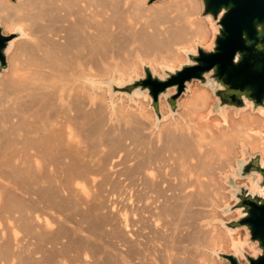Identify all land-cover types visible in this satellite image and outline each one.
I'll return each instance as SVG.
<instances>
[{"label": "bare ground", "instance_id": "obj_1", "mask_svg": "<svg viewBox=\"0 0 264 264\" xmlns=\"http://www.w3.org/2000/svg\"><path fill=\"white\" fill-rule=\"evenodd\" d=\"M147 1L0 0V22L24 37L0 81V264H215L237 248L206 208L242 147L264 160V113L215 133L204 91L153 137L121 98L104 103L105 79L137 60L171 67L209 34L192 18L200 0Z\"/></svg>", "mask_w": 264, "mask_h": 264}, {"label": "water", "instance_id": "obj_2", "mask_svg": "<svg viewBox=\"0 0 264 264\" xmlns=\"http://www.w3.org/2000/svg\"><path fill=\"white\" fill-rule=\"evenodd\" d=\"M156 0H150L149 4ZM199 18L209 17L211 38L207 45L184 50L185 62L177 68L159 66L160 73L150 64L139 62L142 75L127 82L113 78L103 81L109 99L116 94L128 98L146 96L160 121L162 98L171 115L177 114L178 101L193 82L208 89L213 103L207 116L219 118L226 113L248 109L252 114L264 113V0H200ZM22 35L18 30L3 34L0 27V70L6 69L7 54ZM230 172L223 175L233 199L236 219L225 224V231L243 229L245 245L253 252L247 255L241 244L231 248L233 253L213 252L228 264H264V160L259 153L250 154L242 147ZM236 181H244L240 185ZM251 182L255 184L253 188ZM224 214L227 212L224 211Z\"/></svg>", "mask_w": 264, "mask_h": 264}, {"label": "rangeland", "instance_id": "obj_3", "mask_svg": "<svg viewBox=\"0 0 264 264\" xmlns=\"http://www.w3.org/2000/svg\"><path fill=\"white\" fill-rule=\"evenodd\" d=\"M14 1V0H13ZM149 1H147V6H159V5H163L164 3H167L170 0H156L153 1L152 3L149 4ZM201 9L199 11H193L194 15L192 16L193 19H200L199 18V13H200ZM168 13V9H164L161 11L160 14L157 13H151L149 14V16L145 19V21L147 23H151L154 24L157 21L160 23H164L165 19L164 17L167 16ZM174 14H170V17L173 16ZM207 22L208 25V30H209V34L206 38L205 41L200 42V40L197 39L196 45L198 44L199 46H205L207 45V43L209 42L210 38H211V30L209 29V17H205L202 18ZM0 27L2 28V32L3 34H10V31H7L3 25L2 22H0ZM24 40V37L22 35H20V37H18V39L13 43V45H15L18 41ZM195 44L191 47H186L185 50H194L195 49ZM180 55L182 58L176 60L172 65L171 68H177L179 65L183 64L185 62V55L183 54V51L180 52ZM139 62H141V60H137V67L134 68V70L128 75L126 76V78H122L119 79L117 81H121V82H127L130 79H134L138 76L142 75V71H141V67ZM145 63H147L146 61H143ZM155 71H157L158 73H160L159 70V66H155ZM8 74V58H7V66L6 69L4 70H0V81L1 79L4 78V75ZM108 80V79H105ZM102 89H104L106 91V95L104 96V103L105 105H112L114 100L119 97L122 99V103L126 106L127 110L131 111V112H135L136 114H138L139 119L142 123H144V126H148L149 124L151 125L149 128H144L143 127V131L142 133L146 135V133L148 135L146 136H150V132H153V137H156V134L159 132L160 129L165 130L166 128H171L174 126H178L181 125L182 122L185 119V115L188 109V105L191 101V99L193 98V96L195 94H202L204 91L208 96V107H204L202 111L199 112V116H206L207 112L209 110L210 105L213 103V99L211 97V94L209 93L208 89L199 85L198 82H193L189 85L187 92L181 96V98L178 101V109H177V114L175 115H171L168 111V106L165 102V99L162 98L159 104V114L161 115V119L160 121H157L156 116L151 108V104H150V100L148 97L146 96H139L136 97L135 95H133L131 98H128L127 96L123 95V94H116L114 95V97L111 99H109L108 96V92L105 86H101ZM199 88V89H198ZM209 96H210V101H209ZM247 111H249L251 113V111L248 109ZM246 111V112H247ZM146 112V113H145ZM144 114V115H143ZM148 116H147V115ZM201 114V115H200ZM252 114V113H251ZM143 115V117L141 116ZM147 116V117H146ZM242 118V114L239 113L237 118L233 116V113H226L225 112V117H217V116H206V122L210 125L211 129L213 130V132L217 133L219 132V130L225 129V128H230L232 123L234 122V120H240ZM149 123V124H148ZM239 158V155H234L231 157V159L226 163L225 165V171L223 172V174L220 176H215V185L218 184V193L223 196V199H221V201H219V203L214 202L212 203V205L206 208V210L208 211H212V214L214 213V215L211 217V219H209V217L207 218L206 222L212 223V226H214L217 230L220 231H225L226 227L225 224H229L232 221H234L236 219V212L233 209H229L230 207L233 206V199L231 198L230 194H229V187L225 184V178H223L224 174H227L230 172L229 167L230 166H234V159ZM119 167H117L116 169H118ZM242 183H245L244 181H236V184L240 185ZM253 183H251L252 186ZM226 211L227 213L224 214L223 212ZM222 229V230H221ZM228 231V230H226ZM238 235V236H237ZM245 232L243 229H236L233 230L231 232V238L233 239V241L237 244H241L242 245V249L243 251L247 254V255H252L253 252L251 250H249L246 245H245ZM223 250H219V252L225 253V254H231L233 253L232 249L230 248V246H226V250L225 247H222ZM209 254V250L207 252ZM212 258L215 259V264H228L225 260L223 259H217L214 255H211ZM239 261L241 264H245V260L242 256H239Z\"/></svg>", "mask_w": 264, "mask_h": 264}]
</instances>
